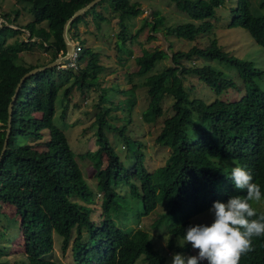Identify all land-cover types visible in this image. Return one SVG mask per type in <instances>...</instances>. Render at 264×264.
Here are the masks:
<instances>
[{
  "label": "trees",
  "instance_id": "trees-1",
  "mask_svg": "<svg viewBox=\"0 0 264 264\" xmlns=\"http://www.w3.org/2000/svg\"><path fill=\"white\" fill-rule=\"evenodd\" d=\"M22 1L29 4L33 18L15 28L11 25L16 19L4 14L0 25V203L13 208L18 217L28 264H59L44 258L53 250V233L62 238V253L70 247L71 264H135L139 260L142 264H168L167 256L154 247L156 244L149 232L130 233L118 227L115 218L124 210L132 209L129 199L134 200L138 218L159 205L164 207L152 225L169 231L168 251L196 255L188 244L180 247L184 229L192 224V217L208 211L215 201L227 202L230 196L246 195L245 190L234 188L226 160L250 171L253 182L261 188V199L264 198V90L257 82L263 79L264 70L224 50L216 38L204 47L193 45L187 51L172 53L171 65L157 73L149 74L163 58L164 51L144 49L135 59L139 67L135 74L146 75L141 85L146 88L148 106L142 120L147 124L156 122L163 115L164 96L173 98L174 113L163 120L155 139L169 151L164 164L154 171L149 172L144 165L142 142L127 134L126 125L113 126L109 121L111 109L105 103V94L96 106L97 149L94 151L76 154L65 133L53 122L61 90V101L68 102L74 89L83 94L99 85L102 66L98 54L85 45L84 39H79L78 23L87 24L91 18L101 30V22L106 18L100 10L107 6L118 13L121 27L118 38L122 46L129 38H136L144 26H149L152 33L162 29L166 35L194 40L212 32L211 20L216 18L215 12L224 0H169L193 22L166 26L156 11L155 18L145 19L141 29L130 37L129 23L139 12V3L97 2L72 23L71 38L80 48L75 65L62 67L60 63L30 74L21 83L12 108L6 149L1 155L8 129L7 109L20 78L31 69L64 55L63 25L76 9L91 0ZM231 13L229 28H243L264 50L261 32L264 16L252 12L250 0H236ZM24 32L28 35L20 38ZM13 36L17 37L8 45ZM117 47L121 49L120 43ZM34 48L47 53L49 59L27 61L24 51L32 53ZM194 58H202L205 63L189 64ZM208 60L234 68L243 89L235 78L226 77L221 70L206 63ZM188 75L197 76L217 96L228 88L243 94L239 100L215 98L206 102L193 97L184 86ZM134 89L132 85L121 91L129 95L125 102L126 124L131 121L136 102ZM67 106L62 108L63 117ZM109 131L118 133L128 158H132L131 164L123 163L111 146ZM79 160H89L95 171L97 192L102 193L101 211L97 213L101 223L93 219L92 213L96 211L91 205L95 203L96 192L86 181ZM131 168L137 181L128 176ZM123 184L129 187V199L121 193ZM250 203L257 212L252 219L264 215V210L257 208V201ZM253 247L254 251L241 257L240 264H264V236L254 237ZM4 256V249L0 248V264H9L2 260Z\"/></svg>",
  "mask_w": 264,
  "mask_h": 264
},
{
  "label": "rangeland",
  "instance_id": "rangeland-1",
  "mask_svg": "<svg viewBox=\"0 0 264 264\" xmlns=\"http://www.w3.org/2000/svg\"><path fill=\"white\" fill-rule=\"evenodd\" d=\"M137 1L139 3V12L135 17L131 18L129 37L133 36L139 29H141L144 20L152 21L155 18L154 12H158L160 17L164 19V25L174 26L181 23L193 22L186 13L178 10L173 3L169 0H130V2ZM236 0H224L223 5H220L216 12V18L211 20L213 24L212 32L198 36L194 40L188 38L177 37L173 35H166L161 29L157 33H152L149 26H144L136 38H129L125 46L119 40L118 35L120 32V25L118 23V13L113 10L107 9V6L101 7L100 12L106 18L101 22V30L96 24L88 18L87 24L78 23L79 39L85 40V45L91 47L94 52L98 54L99 64L102 66V72L99 74L100 80L97 88L90 89L85 93L74 89L71 94L70 101L66 99L62 102L61 97L58 96L55 103V115L53 122L60 128L66 135L70 148L76 153L80 154L86 151H94L97 149L96 137L94 135L97 125H95V113L98 111L96 106L99 103V98L102 94L107 97L106 105L110 106L108 119L113 126H127V134L134 139L142 142V151L144 152V165L149 172L154 171L159 166L163 165L167 157L169 148L160 146L156 143V136L161 130L162 122L166 117L171 116L174 111L172 109L173 98L170 95H165L161 106L163 115L152 124H147L142 120V113L148 106V95L146 88L141 85L145 76H137L135 72L138 71L135 59L141 55L144 49L151 50L153 48L164 51V56L161 60L157 61L151 73H157L171 65V55L177 51H187L193 45L204 47L210 39L216 38L218 44L224 50L229 51L231 54L238 56L242 59L249 60L254 65L264 70V50L256 44L246 30L241 27L229 28V23L232 19L231 9L234 7ZM251 9L254 14L264 16V0H250ZM18 11V17H17ZM7 14L11 18L16 19L13 27L17 28V24H25L33 17L29 12V4L22 0H0V25L3 22L2 15ZM90 17V16H89ZM130 21V20H129ZM127 21V24L128 22ZM128 24V25H129ZM72 29L70 30L71 34ZM264 35V29L261 31ZM28 35L24 32L20 38H25ZM150 35L153 38H150ZM17 36L9 39L8 45L12 44ZM75 42V46L77 41ZM120 43L121 49L117 47ZM74 46V47H75ZM62 56V55H61ZM24 57L27 61H37L49 59V55L44 51L34 48L32 53L24 51ZM70 62V61H69ZM204 59L194 58L189 64L194 66H202ZM206 63L214 66V68L221 70L226 77L235 78L239 87L243 89L241 80L237 77L234 68L229 65L219 62L217 60H208ZM68 65V64H67ZM67 65L62 64V67ZM148 75V74H147ZM258 84L264 90V77L257 79ZM132 85H135L134 97L135 105L131 112V121L126 124L127 107L126 100L129 97L125 91ZM184 86L190 90L193 97L201 98L206 102H210L215 98L223 100H239L243 92H239L233 88H228L222 95L217 96L214 91L201 82L197 76L188 75L184 79ZM67 104L66 115H61L63 106ZM109 141L113 149L119 155L121 161L126 165L131 164L132 158H128L126 147L120 139L117 132L109 131L107 133ZM131 157V156H130ZM228 169L236 167L234 162L226 160ZM79 164L83 171L84 177L91 190L96 192L95 203L91 205L96 212L93 214V219L101 223L97 213L100 212L101 195L97 192L95 171L91 166L89 160H79ZM128 176L131 180L135 179V174L132 168L128 170ZM123 196L129 199V187L123 184L121 189ZM128 195V196H127ZM133 201L129 199L132 206L131 210H124L115 220L118 227L124 231L133 233L137 230H144L149 232L154 239V247L161 253L167 256V263L171 264L172 257L176 253H170L167 248V241L170 238V233L167 229H157L152 225L157 215L165 209L158 206L154 211L137 217L136 212L138 209L134 208ZM255 201H253L254 203ZM254 205V204H253ZM257 208L264 210V198L256 203ZM135 211H132V210ZM212 215L208 211L197 214L192 217L191 222L195 224H210L212 222ZM0 233L3 237L0 239V248L4 249L6 256L2 260L7 261L9 264H28L24 255L23 236L20 231L18 217L9 205H2L0 203ZM62 238L57 233H53V250L45 255V259L53 260L59 264H71V249L67 248L65 253L61 251ZM182 244H185L182 239ZM190 247L191 245L188 244ZM192 249V248H191ZM197 254L195 250H191ZM188 255L186 252H182ZM135 264H142L139 260Z\"/></svg>",
  "mask_w": 264,
  "mask_h": 264
},
{
  "label": "clouds",
  "instance_id": "clouds-1",
  "mask_svg": "<svg viewBox=\"0 0 264 264\" xmlns=\"http://www.w3.org/2000/svg\"><path fill=\"white\" fill-rule=\"evenodd\" d=\"M231 181L236 190L246 195L230 196L227 202H213L210 224H189L184 245L190 244L196 255L176 253L171 264H240L241 257L254 251L253 238L264 236V215L258 219L250 201L261 200V188L253 182L250 171L236 166L231 169Z\"/></svg>",
  "mask_w": 264,
  "mask_h": 264
},
{
  "label": "water",
  "instance_id": "water-1",
  "mask_svg": "<svg viewBox=\"0 0 264 264\" xmlns=\"http://www.w3.org/2000/svg\"><path fill=\"white\" fill-rule=\"evenodd\" d=\"M99 1H101V0H91L86 5L76 9L73 12V14L64 23L63 32H62V37H63L64 43H65V53H64V55H62V56L60 55L55 60H53L52 62L48 63L45 66H40V67H36V68L31 69L30 71L26 72L20 78V80H19V82H18V84L16 86L15 93L12 96V99H11V101H10V103L8 105V109H7V111H8V120H7L8 129H7V132H6V138H5L4 145H3V148H2V151H1V155L5 152V149H6L7 139H8V135H9V128L11 126L12 108H13V104H14V101L16 99L17 93H18V91H19V89L21 87V83L24 81V79L27 76H29L30 74H34L37 71L43 70V69L48 68V67L55 66V65L60 64V63L61 64H65V65H67L69 63L70 57H71V55H72V53L74 51V46H75V42L71 38V34H70L72 23L77 17H79L80 15L85 13L89 8H91L93 5H95Z\"/></svg>",
  "mask_w": 264,
  "mask_h": 264
},
{
  "label": "built area",
  "instance_id": "built-area-1",
  "mask_svg": "<svg viewBox=\"0 0 264 264\" xmlns=\"http://www.w3.org/2000/svg\"><path fill=\"white\" fill-rule=\"evenodd\" d=\"M79 46L78 44H76V46L74 47V51L70 57V62L68 63V65L74 66L75 62L77 60V56H78V51H79Z\"/></svg>",
  "mask_w": 264,
  "mask_h": 264
}]
</instances>
